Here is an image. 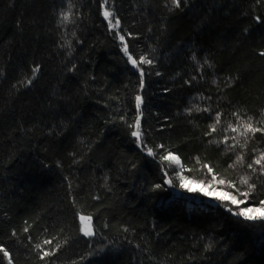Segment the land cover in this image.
<instances>
[{"label": "trees", "instance_id": "1", "mask_svg": "<svg viewBox=\"0 0 264 264\" xmlns=\"http://www.w3.org/2000/svg\"><path fill=\"white\" fill-rule=\"evenodd\" d=\"M261 52L264 0H0V245L11 264H264V220L237 215L264 201V132L232 130L249 117L264 128ZM169 152L179 162L161 159Z\"/></svg>", "mask_w": 264, "mask_h": 264}, {"label": "snow or ice", "instance_id": "2", "mask_svg": "<svg viewBox=\"0 0 264 264\" xmlns=\"http://www.w3.org/2000/svg\"><path fill=\"white\" fill-rule=\"evenodd\" d=\"M172 3L176 6H179L180 4V0H172ZM104 17L106 19H108L109 17H112V13L108 10H105L104 13H103ZM62 16H63V19L66 21L68 20V15L67 14H63L62 13ZM120 21L119 19H115V22L113 23L112 20L110 19L109 20V25L110 27L112 28H116L118 25H119ZM119 39L123 42L125 40V37L123 35L119 36ZM125 53L127 54L128 52V48H127V45L125 44L124 45V49ZM261 55H264V52H261ZM129 61L133 64V65H136L137 64V61L135 59H133L131 56H129ZM140 61L143 62V63H146V64H151L152 61L150 59H148L147 57H141L140 58ZM38 67L36 68H33V75H35V73L38 71ZM23 83V82H22ZM27 84H31L32 83V80L31 79H28L26 81ZM141 102H142V97L140 96H137L136 97V107L137 109L140 108V105H141ZM190 111V110H189ZM234 115H236L234 113ZM220 121V116L219 114H217V117H216V123H219ZM136 128H137V131H133L132 132V135L134 137H141V133L139 131V126H140V119H139V115L137 116L136 118ZM231 127V125H229ZM243 128V132L241 133V135H246L248 133H256V132H264V128H257V127H254L253 125V121H252V118L249 117L246 121H243L241 123H238L236 125V127H234L232 130L233 131H237L239 130L240 128ZM212 128V131H216V127H215V124L211 126ZM149 154H152V149H149ZM162 160H166V161H170V162H179V157L176 156L174 153H171L169 152L167 155L165 156H162L161 157ZM243 161V156H237V159L236 161L234 162L233 166H235V164L237 163H242ZM255 164L257 165H261V171L264 172V152L260 153L257 158L255 159L254 161ZM248 168L252 169L253 168V164H248L247 165ZM255 170V169H254ZM209 171H211V169H209ZM242 184H245L248 186V191L247 192H244L242 193L241 195L243 196H248L250 192L254 191L255 190V187L256 185L255 184H250L249 183V178L247 176L245 177H242L241 178V181H240ZM221 184L223 183H226L224 180H221L220 181ZM228 183H231V182H228ZM156 187H160V185H157ZM181 187H187V184L186 183H181ZM190 191H192L193 189H189ZM239 191V190H237ZM207 194V193H206ZM220 199H223V200H231V202L233 204H236V205H239L241 203H243L242 200H238L236 198V196H233V195H230L229 193H223L220 197ZM238 216H242L244 217L246 220H256V219H262L264 220V201H260V207H244V208H241L239 210V212L237 213ZM79 219L81 221V227H80V232H82L85 236H92L94 233H93V230H92V225H91V216H84V215H80L79 216ZM52 241L50 240H45L43 241V244L44 245H49L51 244ZM60 247L59 244L56 245V247L54 249H52L51 251H43V254H42V259L43 258H46L52 254H54L55 250L58 249ZM36 248H41V245L40 244H37L36 245ZM0 253H3V256L5 258H7L9 260V264H11V255L10 253L7 251V249H5L3 247V245H0Z\"/></svg>", "mask_w": 264, "mask_h": 264}, {"label": "rangeland", "instance_id": "3", "mask_svg": "<svg viewBox=\"0 0 264 264\" xmlns=\"http://www.w3.org/2000/svg\"><path fill=\"white\" fill-rule=\"evenodd\" d=\"M184 183L187 184V189H193L192 191H201L203 193H207L208 196H218L220 197L225 192L216 191L214 189H211L209 186H205L200 183H192L189 181H185ZM230 200V199H229Z\"/></svg>", "mask_w": 264, "mask_h": 264}]
</instances>
